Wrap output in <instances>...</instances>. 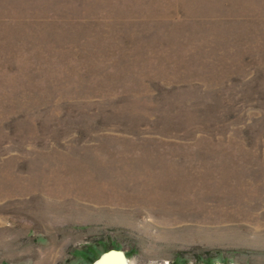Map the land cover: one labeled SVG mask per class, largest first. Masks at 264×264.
Returning a JSON list of instances; mask_svg holds the SVG:
<instances>
[{"label":"rangeland","instance_id":"374dc122","mask_svg":"<svg viewBox=\"0 0 264 264\" xmlns=\"http://www.w3.org/2000/svg\"><path fill=\"white\" fill-rule=\"evenodd\" d=\"M109 250L264 264V0H0V264Z\"/></svg>","mask_w":264,"mask_h":264},{"label":"bare ground","instance_id":"6f19581e","mask_svg":"<svg viewBox=\"0 0 264 264\" xmlns=\"http://www.w3.org/2000/svg\"><path fill=\"white\" fill-rule=\"evenodd\" d=\"M69 204L70 205L68 207L75 211L76 210L81 211L82 210L81 208H83L72 202ZM93 264H122V263L120 261V258L116 254L110 255L109 253L108 254L106 253L103 254L101 257H99ZM126 264H129V262L127 261Z\"/></svg>","mask_w":264,"mask_h":264},{"label":"water","instance_id":"95a60500","mask_svg":"<svg viewBox=\"0 0 264 264\" xmlns=\"http://www.w3.org/2000/svg\"><path fill=\"white\" fill-rule=\"evenodd\" d=\"M107 253H109L110 255H114L116 254L119 258L122 264H126L127 260H126V256L122 251H118V250H109L107 251Z\"/></svg>","mask_w":264,"mask_h":264},{"label":"flooded vegetation","instance_id":"af4514ba","mask_svg":"<svg viewBox=\"0 0 264 264\" xmlns=\"http://www.w3.org/2000/svg\"><path fill=\"white\" fill-rule=\"evenodd\" d=\"M81 251V253L83 254V255H87V254H89L90 252H92V249L90 248V247H88V249L86 248V249H84V250H80ZM90 251V252H89ZM107 252H103L99 257H101L103 254H106ZM108 254V253H107ZM98 257V258H99ZM97 258V259H98ZM97 259H95L92 263H90V264H93Z\"/></svg>","mask_w":264,"mask_h":264}]
</instances>
